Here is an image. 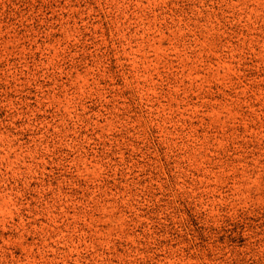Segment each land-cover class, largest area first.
I'll return each instance as SVG.
<instances>
[{"label": "rangeland", "instance_id": "obj_1", "mask_svg": "<svg viewBox=\"0 0 264 264\" xmlns=\"http://www.w3.org/2000/svg\"><path fill=\"white\" fill-rule=\"evenodd\" d=\"M0 264H264V0H0Z\"/></svg>", "mask_w": 264, "mask_h": 264}]
</instances>
